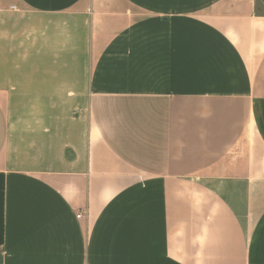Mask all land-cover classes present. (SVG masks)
Wrapping results in <instances>:
<instances>
[{"label":"crops","instance_id":"1","mask_svg":"<svg viewBox=\"0 0 264 264\" xmlns=\"http://www.w3.org/2000/svg\"><path fill=\"white\" fill-rule=\"evenodd\" d=\"M0 264H264V0H0Z\"/></svg>","mask_w":264,"mask_h":264},{"label":"built area","instance_id":"2","mask_svg":"<svg viewBox=\"0 0 264 264\" xmlns=\"http://www.w3.org/2000/svg\"><path fill=\"white\" fill-rule=\"evenodd\" d=\"M82 217V215H77V218L80 219Z\"/></svg>","mask_w":264,"mask_h":264}]
</instances>
